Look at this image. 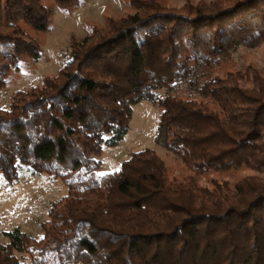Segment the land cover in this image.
<instances>
[{"label": "trees", "instance_id": "1", "mask_svg": "<svg viewBox=\"0 0 264 264\" xmlns=\"http://www.w3.org/2000/svg\"><path fill=\"white\" fill-rule=\"evenodd\" d=\"M44 0H0V92L40 48ZM63 7L79 0H51ZM133 12L70 38L55 75L0 108V176L19 167L67 187L40 238L3 233L0 264H264V65L224 70L264 45V0H130ZM264 61V60H263ZM160 108L155 145L191 170L178 179L154 150L98 174L132 106ZM247 168L235 182L199 179Z\"/></svg>", "mask_w": 264, "mask_h": 264}, {"label": "rangeland", "instance_id": "2", "mask_svg": "<svg viewBox=\"0 0 264 264\" xmlns=\"http://www.w3.org/2000/svg\"><path fill=\"white\" fill-rule=\"evenodd\" d=\"M129 1L79 0L75 5L63 7L51 0H44L43 4L50 10L47 30L28 31L39 45L40 56L37 60L23 59L18 71L10 74L5 88L0 92V108L7 107L11 93L38 85L42 76L55 75L66 61L70 38H82L93 27L104 28L108 18H120L132 13ZM198 1L213 0H156L174 8H179L186 2ZM263 60L264 45L254 49L239 48L226 62L224 70L235 71L246 65L260 68L264 65ZM159 114L160 108L146 100L133 105L124 137L116 146L102 147L97 157L101 162L98 174L117 170L121 162L133 152L152 149L164 159L171 175L178 179L191 175V170L187 169L178 157L155 145ZM248 173L247 168L209 173L203 175L198 184L209 185L210 180L235 182ZM67 193V187L58 177L44 172L32 173L23 164L19 167L17 179L12 183H6L0 176V244L7 243L3 233L15 227L32 237H42V226L49 220V209Z\"/></svg>", "mask_w": 264, "mask_h": 264}, {"label": "snow or ice", "instance_id": "3", "mask_svg": "<svg viewBox=\"0 0 264 264\" xmlns=\"http://www.w3.org/2000/svg\"><path fill=\"white\" fill-rule=\"evenodd\" d=\"M101 175H103V173H101Z\"/></svg>", "mask_w": 264, "mask_h": 264}]
</instances>
